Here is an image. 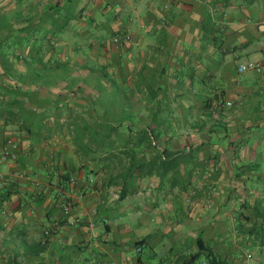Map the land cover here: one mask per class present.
<instances>
[{
	"label": "crops",
	"instance_id": "0c3cea01",
	"mask_svg": "<svg viewBox=\"0 0 264 264\" xmlns=\"http://www.w3.org/2000/svg\"><path fill=\"white\" fill-rule=\"evenodd\" d=\"M9 142L0 264H264V0H0Z\"/></svg>",
	"mask_w": 264,
	"mask_h": 264
},
{
	"label": "built area",
	"instance_id": "2783aa9c",
	"mask_svg": "<svg viewBox=\"0 0 264 264\" xmlns=\"http://www.w3.org/2000/svg\"><path fill=\"white\" fill-rule=\"evenodd\" d=\"M128 40H129V35L128 34H123V35L116 36V37L112 38V42L115 45L124 44ZM258 69H259L258 64H256V63H248V64H245V65H241L238 68V71L242 73V72H245V71H248V70H258ZM18 151H19L18 143L9 142L8 145H6L3 148V150L1 151L0 162H6V161L14 162V161H16L18 159ZM0 178H1V175H0ZM70 206H71L70 203H67L64 206L65 211H68L70 209ZM60 227H61V225L59 224V222H54L53 223V229L54 230H58V229H60ZM44 234H45L46 237H49L51 235L49 230H46L44 232ZM44 243H45V241L43 242V244ZM136 251L140 252V247H137Z\"/></svg>",
	"mask_w": 264,
	"mask_h": 264
},
{
	"label": "trees",
	"instance_id": "16d2710c",
	"mask_svg": "<svg viewBox=\"0 0 264 264\" xmlns=\"http://www.w3.org/2000/svg\"><path fill=\"white\" fill-rule=\"evenodd\" d=\"M222 1L227 3V2L230 1V0H222ZM67 203H70V202H67ZM67 203H66V204H67ZM66 204H65V205H66ZM70 205H71V204H70ZM141 243H142V242H139V243L137 244L138 247L141 245ZM201 245H202V244H201V241L198 240L199 251L205 255V258L207 259L208 264H221L219 258H218L217 256H215V255L213 254V252H212L209 248H201Z\"/></svg>",
	"mask_w": 264,
	"mask_h": 264
}]
</instances>
